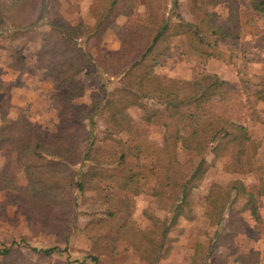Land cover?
<instances>
[{"label":"trees","instance_id":"obj_1","mask_svg":"<svg viewBox=\"0 0 264 264\" xmlns=\"http://www.w3.org/2000/svg\"><path fill=\"white\" fill-rule=\"evenodd\" d=\"M49 1L0 0V36L17 32L33 41L38 29L47 25L38 61L47 63L46 76L53 78V87L60 92L59 123L52 133L22 118L0 117V152H13L25 177L24 183H18L5 164L0 170V190L15 194L20 212L32 218L33 234L53 235L57 244L65 245L64 249L55 245L32 251L46 257L65 252L75 230L78 209L84 205L86 223L82 232L92 243L93 252L88 258L93 264H98L99 252L116 254L120 243L130 246L142 261L155 264L169 254L166 237L178 217L187 216L189 221L195 218L191 217L193 190L201 185L206 170L226 155L230 160L228 173L255 174L258 182L251 187L238 179L225 186L209 185L200 204L204 221L215 232L206 245H197L189 264H207L218 247L232 246L233 224L243 211H249L254 232L264 236V221L257 204V198L264 196V166L257 162L260 142L246 127L227 118L212 120L180 110L184 103L200 106L220 99L225 83L214 73L186 81L155 71L169 55L172 38L177 36L186 38L187 53L204 62L211 58L206 37L231 36L218 22L213 8L227 4L229 21L236 22L241 12L235 1L168 0L162 6L161 0H145L146 22L131 19L120 39L119 51L105 57L100 54L103 37L121 14L122 0H94L92 26L71 24L59 14L47 22ZM249 6L264 18V0H250ZM95 74L106 81L90 95V108H77L73 101L85 96L79 79ZM114 81L117 86L108 91L106 85ZM257 96L264 100V80ZM133 106L141 110L140 119L145 123H156L167 115L174 132L162 123L160 146L144 137H138L132 146L116 141L114 135L123 131L122 125L129 119L128 109ZM104 124L108 125L106 129L99 128ZM104 142L114 145L108 150L96 145ZM93 148L97 164L84 167L90 162ZM178 148L193 152L196 161L180 162ZM208 154L212 155L209 163ZM128 157H133L141 169L147 165L159 169L160 178L155 180L151 196L159 208L173 214L172 222H167L169 217L161 220L153 216L152 210L146 208L143 216L151 227L143 229L136 223L132 198L144 192L148 176L142 170L123 169L116 173L106 168ZM238 202L240 208L234 211L230 232L220 231L225 214ZM10 254V248L0 250L4 257ZM236 261L255 263V254L239 255Z\"/></svg>","mask_w":264,"mask_h":264},{"label":"rangeland","instance_id":"obj_2","mask_svg":"<svg viewBox=\"0 0 264 264\" xmlns=\"http://www.w3.org/2000/svg\"><path fill=\"white\" fill-rule=\"evenodd\" d=\"M6 1V0H3ZM166 1L161 0L165 6ZM184 2L185 0H180ZM238 10L236 22L229 21L228 6L221 4L213 8L217 14L218 22L228 31L229 37L207 36L208 47L212 54L209 59L200 60L198 56L187 53V42L184 36L172 38V47L169 55L162 64L155 68L157 74L176 80L191 81L194 78L214 73L225 83V89L213 102L195 106L193 102L180 105V110L198 117H208L212 120L227 118L236 124L246 127L250 135L257 139L261 146L257 155V162L264 166V100L258 98L257 93L261 89L264 80V18L253 13L249 6L250 0H234ZM129 3H132L129 5ZM61 15L71 24L84 23L92 26L95 22L94 0H50L47 4L45 17L49 22L56 15ZM148 12L145 8V0H122L121 14L115 19L101 44V56L105 57L117 53L120 48V39L124 35L126 26L131 19L139 23H145ZM48 27L44 25L34 34L35 40L30 41L17 32H6L0 36V117L5 115L10 119L22 118L42 126L48 133L55 131L59 123L60 105L58 99L60 92L54 89V80L47 77V63L38 61V54L42 45L43 34ZM90 70V69H88ZM91 71V70H90ZM85 89V96L73 101L77 108H90V95L98 92V88L106 81L105 77L93 75L81 76L79 79ZM117 83L106 85L108 91ZM129 119L123 123V131L114 135L116 141L126 146H132L138 137H144L153 144L161 145L165 124L170 132H174L173 122L164 115L156 123H145L140 119L141 110L133 106L128 109ZM107 124L99 126L106 129ZM87 129L84 124L83 130ZM103 150H108L113 142L96 144ZM81 149H83L81 147ZM90 151L87 165L90 168L97 164ZM177 158L184 163L187 160L196 161L195 154L181 148L177 150ZM212 155L206 157L207 163ZM229 156L226 155L215 161L214 166L209 167L199 188L193 190V216L192 221L180 215L171 231L167 234L166 245L170 246L169 254L165 259H160L155 264H189L194 249L199 244L206 245L213 236L215 228L208 227L202 217L203 208L200 200L206 194L211 183L222 186L232 180H241L246 187H251L258 182L255 174L236 175L227 172ZM8 164L16 181L24 183L25 177L22 168L17 165L13 152L6 154L0 152V170ZM116 173L123 169L135 172L142 170L148 176L147 186L144 192L134 200V219L143 229L151 227V222L143 216L146 208L152 210V215L172 222L173 214L166 209L159 208L151 196V189L155 180L160 178L157 167L147 165L144 168L138 166L133 157H128L120 163L106 167ZM109 184V183H108ZM104 185V183H103ZM106 185V183H105ZM89 194H86V199ZM88 204V201H84ZM259 213L264 221V196L257 198ZM85 208L81 205L78 209L75 230L72 232L67 245V250L55 253L49 257L35 254L32 249H46L57 245L64 249L65 245L56 243L53 235H45L42 232H31L32 218L20 212L15 203V194L8 190H0V250L11 249V254L0 255V264H93L88 258L92 253V243L83 234L86 219L82 215ZM240 208V202L232 206L231 212L225 214L220 231L230 232V223L235 218L234 211ZM249 211L239 214L233 224V234L230 247H218L207 264H249L237 262L239 255L255 254V263L264 264V236L253 230ZM116 254L98 253V264H148L142 261L138 255L126 243L119 244ZM97 253V252H96ZM95 253V254H96Z\"/></svg>","mask_w":264,"mask_h":264}]
</instances>
